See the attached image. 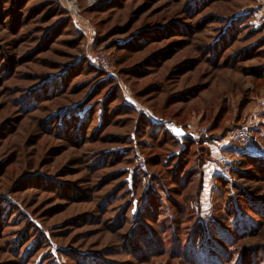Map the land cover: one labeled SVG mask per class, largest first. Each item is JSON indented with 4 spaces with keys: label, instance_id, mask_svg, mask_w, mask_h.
Instances as JSON below:
<instances>
[{
    "label": "rangeland",
    "instance_id": "obj_1",
    "mask_svg": "<svg viewBox=\"0 0 264 264\" xmlns=\"http://www.w3.org/2000/svg\"><path fill=\"white\" fill-rule=\"evenodd\" d=\"M4 2L0 7V264H185L182 255H171V237L157 254L137 244L145 256L137 262L120 249L121 245L128 249L121 236L134 221L131 214L126 226H120L119 209L134 199L122 197L121 168L128 161L142 168L141 162L149 158L151 166L143 170L164 179L172 169L162 161L167 151L179 149L171 143L158 145L162 136L147 141L141 130L136 131L135 149L128 135L140 122L138 115L122 112L125 100L152 121L174 122L186 134L207 128L223 138L225 131L255 126L257 143L250 151L221 148L220 156L233 165L226 176L230 193L217 202L211 191L216 184L207 187L203 227L215 244L202 239L198 261L230 264V255L234 264L229 236L243 231L233 225L234 205H240L237 221L248 220L245 228L253 225L257 232L238 245L260 248L250 252L254 256L249 261L264 264V178L241 154L264 159V79L250 75L264 67L260 48L264 0ZM241 11L251 12V25L242 23L234 37L229 32L238 26H230L228 18ZM253 28L263 32L251 34ZM221 46L225 48L219 51ZM99 56L106 59L109 70L96 62ZM46 76H51L50 86L37 89ZM58 77H65L63 83ZM50 95L52 99H42ZM82 101L86 102L80 107ZM89 106L96 116L105 110L104 124L97 118L93 122L92 114L91 124L84 125L83 144L73 145L77 118L68 136H57L65 110L69 116H81ZM24 107L27 113L21 111ZM51 115L59 119L48 122L50 132H45L41 121ZM100 125L104 126L97 131ZM188 138L195 151L211 147ZM122 149L127 152L120 154ZM135 154L140 156L136 162ZM170 164L175 167L177 160ZM246 192L255 199L244 197ZM112 193H118L117 199L103 213L104 198ZM187 193L174 194L173 199L183 201ZM137 199L132 209L140 206ZM158 221L163 223V216ZM185 234L184 244L190 237Z\"/></svg>",
    "mask_w": 264,
    "mask_h": 264
},
{
    "label": "trees",
    "instance_id": "obj_2",
    "mask_svg": "<svg viewBox=\"0 0 264 264\" xmlns=\"http://www.w3.org/2000/svg\"><path fill=\"white\" fill-rule=\"evenodd\" d=\"M211 1V0H210ZM4 0H0V7L4 4ZM195 3V2H194ZM209 3V2H207ZM247 19L249 21L246 23ZM252 15L251 12H238L236 13L232 18H228L230 26L234 25L238 26L237 30H233L229 33H232L234 37H236L241 29V24L243 26L251 25ZM263 32V29L256 28L251 30V34L253 33H260ZM224 34V33H223ZM222 34V38L224 35ZM224 46V45H223ZM225 47H220L219 51L223 50ZM260 48L264 50V37L262 38L260 42ZM215 55V54H214ZM215 57V56H214ZM9 75V74H8ZM65 75H67L65 73ZM250 75L254 77L257 80H263L264 79V67L259 72H251ZM7 76V75H6ZM51 76H46L43 78V81L38 85V88H43L44 90L47 89V87L50 86V83L52 81H49ZM61 77V76H60ZM58 77L61 82L63 83V79L65 77L60 78ZM55 78V77H52ZM45 79V80H44ZM63 88L60 89V93L62 92ZM34 88L31 90L33 95ZM30 91V90H29ZM117 92V90L111 91V93ZM110 94V93H109ZM109 94L107 96H109ZM32 96V95H31ZM106 96V97H107ZM34 97V96H33ZM53 95L45 96L42 99L50 100L52 99ZM25 101V99H23ZM86 101H82L80 107L84 105ZM87 108L83 107L82 109ZM92 106H89L88 109L84 111V113L81 116H69L68 110H65L64 113H62V118L60 119L61 124H59V127L57 128V136L62 135L63 138L65 136H68L66 134L67 130L74 126V120L75 118L78 120V128L75 131V136L73 140V145L79 146L85 142L84 140V125L91 124V120L89 117L95 115L96 113L92 111ZM122 112L129 114V115H138L136 118V121L140 124L135 127V130L129 134L130 141H133V143L136 145L135 149L138 148L137 143V135L136 131L141 132V136L144 135L147 141L152 140L154 142L158 136L161 137V143L159 142L158 145H169L171 143L172 146H177V151H167V159L163 162V166L169 167L171 166L172 171H170L164 179H162L161 176H154L151 172L148 170L144 171L142 168H140L139 164L136 167L130 166L133 162L128 161L126 162V165H128L126 168H121V174L125 175V181H124V194L122 197H128L129 195H132V198L139 197L140 201L137 199V205L139 204L138 208L132 209V201L127 203L126 206L122 207L119 205L118 208H120L121 217H120V226H126L127 219H130L128 217L129 215H133L134 221L133 225L129 227V229L126 230V233L121 236L128 244V249L124 246H120V249L123 251L122 254H129L134 258V261H141L145 258L143 251L137 247V244H142L147 252L149 253H160L162 249H164V243L166 242L167 237H171L172 245H173V251L172 256L178 257L182 255L181 261L185 264H201L198 261V255L200 259L199 250L201 247V240L204 238L209 239L206 236V230L203 227V212H204V200L203 196L205 192L207 191V187L209 184H216L215 187L213 186L212 194L215 195L216 201L222 200L225 195H229V189L230 186V180L226 177L228 175H222L220 173L221 166L219 165L214 170L210 171L211 175L207 179V169L209 171L210 165L213 163V157L212 152L210 148H206L203 146H200V149L195 151L193 150L194 143L189 140V138H183L179 137L175 134H172L164 124H160L159 122L152 121L150 117L147 115L141 113L139 109L130 103H128L126 100L122 105ZM21 111L23 113H27L29 111L27 108H22ZM103 111L100 114V116H94L92 118L93 122L95 121V118H97V121L100 122V124H104L103 121ZM140 113V114H139ZM65 114V115H63ZM58 118L56 115L48 116L46 120L42 119L41 123L43 124V131L50 132L48 127H46L48 122H51ZM59 119V118H58ZM104 125H100V127L97 128V131L100 130ZM185 128V127H184ZM88 129V128H87ZM138 129V130H137ZM228 131H225L221 134V136H225ZM222 138V137H221ZM184 140V141H183ZM158 143V142H157ZM142 147L144 145H147V143L140 144ZM232 145V144H231ZM235 149H241L245 151H250L248 148L242 147L238 144L232 145ZM141 148V147H140ZM201 150V151H200ZM122 153H126L127 151H120ZM107 154V153H106ZM244 160L249 162L251 165H255V169L263 175L264 178V159L263 158H255L252 156H249L247 154L241 153ZM139 155L135 154L133 155V160L138 161ZM150 159H146L144 161L146 168L151 166ZM171 160H177V165L173 167L170 162ZM194 162V163H193ZM191 163H193L191 165ZM157 163L154 162V165ZM233 164V163H232ZM104 165V163H103ZM103 165H98L96 167H102ZM194 165V168L192 167ZM230 168V172H233V169L231 167L233 165H228ZM231 166V167H230ZM196 167V169H195ZM236 171V170H235ZM238 171H236L237 173ZM169 185L176 186V187H170ZM191 189V190H190ZM143 190V191H142ZM188 190L189 193L183 194L182 198L183 201H178L173 199L174 194L180 195V192H186ZM190 190V191H189ZM141 193H140V192ZM118 193H112L109 194L104 198V205L105 210H103V213L108 210H106L108 207H111L112 204L116 201V196ZM212 195V196H213ZM121 197V196H120ZM244 197L250 200H254L249 193H245ZM123 199V198H122ZM212 199V200H215ZM114 201L110 203V201ZM229 201L231 199L229 198ZM234 201V200H233ZM249 201V200H248ZM248 201H246L248 203ZM239 202V201H238ZM249 204V203H248ZM233 205V202H232ZM231 206V203H230ZM240 205L235 207V213L233 218H235V223L233 222L234 228L236 231L239 229H243L241 232H235L237 235H233L235 238L234 240L231 239L233 236H229L231 242L229 250L232 251V258L234 256V264H250V259L253 258V254L250 252L258 251L260 248L255 246H244L240 247L242 245H238L239 241H244L245 238H250L249 236L254 235L255 229L253 228V225L249 226L250 229H246L248 220L245 221V223L241 221H237V215ZM215 206H213L214 209ZM217 207V206H216ZM103 208V205H102ZM132 209V210H131ZM165 210V211H164ZM128 211H131L132 213H129ZM176 212V214L174 213ZM102 213V214H103ZM131 215V219H132ZM241 215H244L243 213ZM164 218L163 223L157 224L158 218L162 217ZM117 219V218H116ZM116 221V220H114ZM132 223V222H131ZM149 223L153 226H149ZM217 225V224H216ZM155 226V227H154ZM215 226V224H214ZM218 227V226H217ZM252 227V228H251ZM245 229V230H244ZM171 232V233H170ZM170 233V236H169ZM185 233H189V240L184 244L183 239L181 238L183 235H186ZM229 237L225 236L226 239ZM252 237V236H251ZM211 241V245L215 244V240L209 239ZM208 240V241H209ZM142 242V243H141ZM200 242V243H199ZM244 245V244H243ZM240 247V248H237ZM125 248V249H124ZM184 250V251H183ZM183 251V252H182ZM182 252V253H181ZM94 256V255H92ZM230 255L228 257V262L231 264L232 261L229 259ZM133 262V261H132ZM134 263V262H133ZM110 264V263H105Z\"/></svg>",
    "mask_w": 264,
    "mask_h": 264
},
{
    "label": "built area",
    "instance_id": "obj_3",
    "mask_svg": "<svg viewBox=\"0 0 264 264\" xmlns=\"http://www.w3.org/2000/svg\"><path fill=\"white\" fill-rule=\"evenodd\" d=\"M70 8H72V5L70 6ZM96 62L99 63V65L103 70L105 71L109 70L108 64L106 65V59L103 56H99L98 59H96ZM164 125L172 134H175V130L178 126L174 122H166L164 123ZM254 128L255 126H252L250 128H245V127L233 128L229 130L222 139L214 135H211L207 128L201 129L199 132H195L191 134L187 133V135L193 141L201 142L208 146L217 145L222 141H225L230 145L238 144L245 148H252L257 143V138L253 133L255 130ZM141 167L142 169H145L144 161L141 162ZM229 173H230L229 166L226 163H223L221 165V174L229 175Z\"/></svg>",
    "mask_w": 264,
    "mask_h": 264
},
{
    "label": "crops",
    "instance_id": "obj_4",
    "mask_svg": "<svg viewBox=\"0 0 264 264\" xmlns=\"http://www.w3.org/2000/svg\"><path fill=\"white\" fill-rule=\"evenodd\" d=\"M226 146V147H233L232 145L226 143L225 141H222L221 143L217 144V145H212L210 147V150L212 152V157H213V163L210 165L209 167V171L207 169V179L208 177H210L211 173L210 171L214 170L216 167H218L219 165H222L223 163L228 164V161H226L225 158H223L221 155V148H223L222 146ZM220 151V152H219ZM217 154H219V156H217ZM216 156V157H215ZM214 158H219L218 161L215 160ZM220 173H221V169H220ZM214 185V184H213ZM212 184H209L208 186L212 187Z\"/></svg>",
    "mask_w": 264,
    "mask_h": 264
},
{
    "label": "water",
    "instance_id": "obj_5",
    "mask_svg": "<svg viewBox=\"0 0 264 264\" xmlns=\"http://www.w3.org/2000/svg\"><path fill=\"white\" fill-rule=\"evenodd\" d=\"M175 134L177 136H181V137H186V132L183 130V128L181 127H177L176 130H175Z\"/></svg>",
    "mask_w": 264,
    "mask_h": 264
}]
</instances>
